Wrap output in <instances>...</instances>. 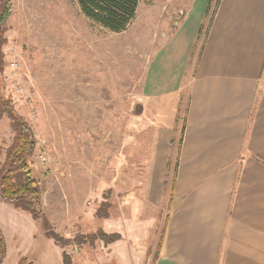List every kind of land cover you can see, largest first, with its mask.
<instances>
[{
	"label": "rangeland",
	"instance_id": "obj_1",
	"mask_svg": "<svg viewBox=\"0 0 264 264\" xmlns=\"http://www.w3.org/2000/svg\"><path fill=\"white\" fill-rule=\"evenodd\" d=\"M188 1L140 0L131 24L114 33L87 19L76 0H12L0 80L34 135L31 176L61 239L0 200V264L22 257L64 264L62 254L70 264H152L164 210L146 203L153 105L141 82L155 45L174 30ZM214 7L215 0L202 32ZM13 136L4 115L0 166Z\"/></svg>",
	"mask_w": 264,
	"mask_h": 264
},
{
	"label": "crops",
	"instance_id": "obj_2",
	"mask_svg": "<svg viewBox=\"0 0 264 264\" xmlns=\"http://www.w3.org/2000/svg\"><path fill=\"white\" fill-rule=\"evenodd\" d=\"M208 1L184 4L141 82L146 203L164 210L152 264H264V0H220L199 34Z\"/></svg>",
	"mask_w": 264,
	"mask_h": 264
},
{
	"label": "trees",
	"instance_id": "obj_3",
	"mask_svg": "<svg viewBox=\"0 0 264 264\" xmlns=\"http://www.w3.org/2000/svg\"><path fill=\"white\" fill-rule=\"evenodd\" d=\"M140 0H76L81 13L91 22L114 33L124 31L134 20ZM213 0H209L205 14L208 15ZM220 0H215V7L209 17V24ZM12 0H0V74L3 71V51L5 43L4 26L11 14ZM203 25L199 27V34ZM7 115L11 120L14 136L6 149L5 159L0 166V200L11 203L16 208L28 212L33 219L40 220L47 237L59 242L61 237L49 228L48 221L40 208L38 182L31 176L28 158L34 147V135L31 129L13 111L11 100L3 94L0 80V119ZM184 125L181 127L178 148L182 142ZM69 241V240H67ZM158 248V247H157ZM6 253V244L0 229V262ZM63 255L64 264H70ZM15 264H32L22 257Z\"/></svg>",
	"mask_w": 264,
	"mask_h": 264
},
{
	"label": "built area",
	"instance_id": "obj_4",
	"mask_svg": "<svg viewBox=\"0 0 264 264\" xmlns=\"http://www.w3.org/2000/svg\"><path fill=\"white\" fill-rule=\"evenodd\" d=\"M14 65V64H13Z\"/></svg>",
	"mask_w": 264,
	"mask_h": 264
}]
</instances>
